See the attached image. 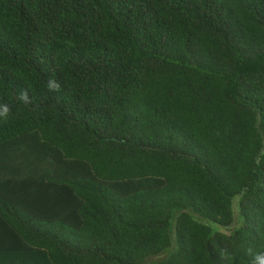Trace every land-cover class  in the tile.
<instances>
[{"label":"trees","instance_id":"obj_1","mask_svg":"<svg viewBox=\"0 0 264 264\" xmlns=\"http://www.w3.org/2000/svg\"><path fill=\"white\" fill-rule=\"evenodd\" d=\"M4 104L0 264L264 251V0H0Z\"/></svg>","mask_w":264,"mask_h":264},{"label":"clouds","instance_id":"obj_2","mask_svg":"<svg viewBox=\"0 0 264 264\" xmlns=\"http://www.w3.org/2000/svg\"><path fill=\"white\" fill-rule=\"evenodd\" d=\"M47 87L50 90H58L60 85L56 81L50 80L48 82ZM26 96H27V93L22 92L20 98L25 99ZM9 111H10V108L7 104L0 105V117H3L6 120L8 117ZM248 253L249 255H252L253 257L251 264H264V251H258V252L253 253L252 249H249Z\"/></svg>","mask_w":264,"mask_h":264}]
</instances>
